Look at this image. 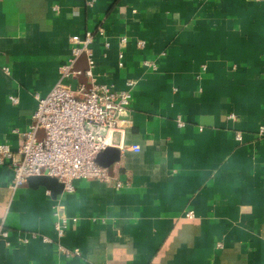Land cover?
<instances>
[{
    "label": "crops",
    "instance_id": "0c3cea01",
    "mask_svg": "<svg viewBox=\"0 0 264 264\" xmlns=\"http://www.w3.org/2000/svg\"><path fill=\"white\" fill-rule=\"evenodd\" d=\"M86 32L92 77L134 81L120 158L70 191L0 164V264H264V0H0V143Z\"/></svg>",
    "mask_w": 264,
    "mask_h": 264
},
{
    "label": "built area",
    "instance_id": "2783aa9c",
    "mask_svg": "<svg viewBox=\"0 0 264 264\" xmlns=\"http://www.w3.org/2000/svg\"><path fill=\"white\" fill-rule=\"evenodd\" d=\"M92 38L90 32L67 37L71 55L58 67L59 77L51 89L44 95L34 93L36 106L29 125L19 133L21 140L17 149L12 150L7 143H0V164L7 163L12 170V188L22 186L28 177L39 175L56 178L67 191L72 190L73 181L77 179L108 180L107 168L99 165L95 158L108 146H123V138L132 124L126 110L131 103L130 88L134 81L128 80L127 88L116 90L92 77L93 60L89 53ZM81 53L88 55L89 68L85 72L91 82L88 87L82 83L72 86L68 82L80 72L73 68V64ZM118 64L120 66L121 62ZM151 66L156 68L153 63ZM85 123L106 127V132L93 134ZM114 133L118 134V144L112 142ZM259 134H263L262 127ZM236 137L240 138L238 134ZM132 149L138 151L139 147L133 145ZM186 216H192L191 212ZM66 223L65 218L55 223L60 236ZM59 248L67 256L79 255L77 248Z\"/></svg>",
    "mask_w": 264,
    "mask_h": 264
},
{
    "label": "water",
    "instance_id": "95a60500",
    "mask_svg": "<svg viewBox=\"0 0 264 264\" xmlns=\"http://www.w3.org/2000/svg\"><path fill=\"white\" fill-rule=\"evenodd\" d=\"M84 125L93 134H97V133L105 134L106 132V127L97 126L95 124H87V123H85ZM112 142L114 144H118L119 138L117 133L113 134ZM119 158H120V149L116 145H113V146H108L104 148L102 151H100L96 155L95 161L103 167L110 168L114 162L119 160ZM32 179H38L42 182V184L46 186L58 184L59 188L63 187L62 182L58 181L56 178L51 176H47V175L31 176L28 177L26 181H30Z\"/></svg>",
    "mask_w": 264,
    "mask_h": 264
}]
</instances>
